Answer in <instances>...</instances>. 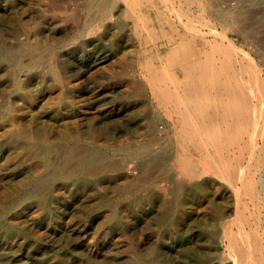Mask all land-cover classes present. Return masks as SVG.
I'll list each match as a JSON object with an SVG mask.
<instances>
[{"label": "rangeland", "instance_id": "1", "mask_svg": "<svg viewBox=\"0 0 264 264\" xmlns=\"http://www.w3.org/2000/svg\"><path fill=\"white\" fill-rule=\"evenodd\" d=\"M104 1L91 13L93 0H0V208L29 186L21 172L39 162L26 146L30 134L69 142L81 155L72 182H50L0 216V264H134V252L154 255L156 264H200L208 199L235 201L211 171L201 192L190 179L180 183L191 162L206 171L208 161L181 143L175 113L159 103L148 66L164 67V55L188 44L201 53L220 43L239 62L251 58L264 77V0ZM90 19L95 25L83 34ZM238 74L236 83L245 84ZM62 81L71 85L64 94ZM132 146L147 150L132 156Z\"/></svg>", "mask_w": 264, "mask_h": 264}, {"label": "bare ground", "instance_id": "2", "mask_svg": "<svg viewBox=\"0 0 264 264\" xmlns=\"http://www.w3.org/2000/svg\"><path fill=\"white\" fill-rule=\"evenodd\" d=\"M105 1L107 3L113 0ZM58 2L63 6L64 3ZM168 2L171 3V1ZM169 6L171 8L172 5ZM89 7L91 13L95 12L99 7V0H93ZM172 9L175 10L173 7ZM57 10L56 12H58ZM83 10L85 9L83 8ZM61 11L59 10L60 14L65 15L66 11L63 10V13ZM78 12L80 15V11ZM82 13L84 12L81 11ZM42 15L44 16V14ZM62 17L61 15L60 19ZM70 17L72 18V16ZM82 17L79 18L82 19ZM82 20L84 21V19ZM94 22V19L88 20L85 26L81 28V32L84 34V31ZM79 26L81 27L80 24ZM141 28H143L142 25ZM147 30L152 31L151 33L155 32L152 27ZM93 33L95 32L93 31ZM187 48L185 51L167 53L164 55V67L152 69L149 65L148 70L159 103L169 106V109L175 113L174 118L179 124V129L183 130L179 133L181 143L199 151L202 159L208 161L206 171L201 170L198 163L192 164L191 162V165L188 163L190 169L186 168L187 171L185 170L182 179H179L180 183L185 184L187 179H190V187L201 192L203 185L207 182L204 177H206L207 172L211 171L227 181V189L234 195L233 204L216 203L215 198L208 199L210 206L207 207L206 211L209 219L206 222V228L202 230L205 235L206 247L204 250H196L200 257V264H214L216 261L219 262L218 264H225V261L230 258L237 259L241 264H264L263 124L262 129L259 130L261 126L259 121L264 120V77L251 58L246 56L239 62L220 43L214 45L213 52H210L206 46L201 50V53L200 50L192 48L189 44ZM68 50L72 52V46L68 47ZM219 51H223L224 58L217 57ZM56 60L55 53L52 52L50 70L54 74H57V67L53 63ZM83 61H85L84 58ZM239 64L240 67H238ZM93 67V64H89L87 70H91ZM165 71L169 72L166 73ZM178 71L182 72L184 79L179 78ZM238 72L242 78H245V84L236 83ZM70 88L71 85L68 82L62 81V94L69 91ZM256 129L258 130L255 131ZM26 146L30 157L38 159L39 162L30 165L26 172H21V176L30 179V184L28 187H19L9 195L11 204L2 205L0 216H9L13 212L15 204L30 199L36 189L42 190L50 182L60 179L65 182H72L81 172V155L75 156L73 147L69 142L61 144L51 141L48 137H40L37 141L34 134H30ZM67 146L70 148L67 149ZM146 150L145 147L133 146L126 149L129 154L138 157H142ZM53 154H56L55 159L52 158ZM75 160V166L70 170L66 169V165L71 161L75 162ZM89 162L90 160H87L82 165L85 166ZM133 256L134 264H156L153 260L154 255L145 256L134 252Z\"/></svg>", "mask_w": 264, "mask_h": 264}, {"label": "crops", "instance_id": "3", "mask_svg": "<svg viewBox=\"0 0 264 264\" xmlns=\"http://www.w3.org/2000/svg\"><path fill=\"white\" fill-rule=\"evenodd\" d=\"M181 73H182V72H181ZM183 77H184L183 74H181V75H180L181 80L184 79ZM177 131H183V130L179 129V130H177Z\"/></svg>", "mask_w": 264, "mask_h": 264}]
</instances>
